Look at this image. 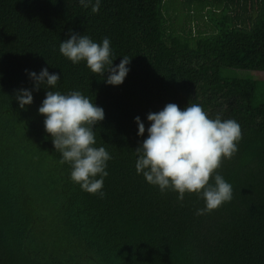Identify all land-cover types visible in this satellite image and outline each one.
Instances as JSON below:
<instances>
[{"label": "trees", "instance_id": "16d2710c", "mask_svg": "<svg viewBox=\"0 0 264 264\" xmlns=\"http://www.w3.org/2000/svg\"><path fill=\"white\" fill-rule=\"evenodd\" d=\"M69 29L109 38L113 67L131 58L122 85L59 53ZM61 74L54 91H80L104 110L96 147L111 155L103 197L88 194L59 162L37 109L21 110L26 75ZM264 72V0H0V264H264V82L223 76ZM169 103H199L236 120L238 151L216 170L230 202L196 215L204 201L161 193L135 171L133 122ZM211 182V181H210Z\"/></svg>", "mask_w": 264, "mask_h": 264}, {"label": "clouds", "instance_id": "9594fccd", "mask_svg": "<svg viewBox=\"0 0 264 264\" xmlns=\"http://www.w3.org/2000/svg\"><path fill=\"white\" fill-rule=\"evenodd\" d=\"M80 6L96 14L102 0H78ZM68 38L61 40L59 53L73 64L84 62L93 74L104 77L105 85L117 87L123 84L132 57L122 56L113 67V50L109 38L101 42L69 29ZM32 88L15 91L14 99L23 110L33 103V92L45 89V98L37 109L44 117V131L51 138L52 146L59 154V162L70 166V180L88 194L102 191L110 153L103 146L96 147L94 126L104 120V110L80 91L68 93L54 91L61 74L42 68L39 73L26 70ZM133 122L137 137H145L135 149V171L161 193L172 191L177 201L185 194L195 193L204 201L196 215H204L230 202L233 187L216 170L222 160L231 159L238 151L241 128L234 119H224L222 114L214 118L199 103H188L181 109L169 103L158 112L146 116L148 127L139 116ZM211 181V182H210Z\"/></svg>", "mask_w": 264, "mask_h": 264}, {"label": "rangeland", "instance_id": "374dc122", "mask_svg": "<svg viewBox=\"0 0 264 264\" xmlns=\"http://www.w3.org/2000/svg\"><path fill=\"white\" fill-rule=\"evenodd\" d=\"M221 74L229 78L253 79L264 82V72L223 69Z\"/></svg>", "mask_w": 264, "mask_h": 264}]
</instances>
